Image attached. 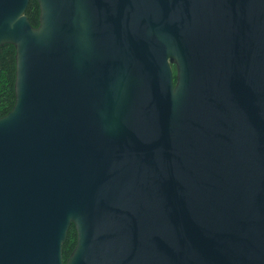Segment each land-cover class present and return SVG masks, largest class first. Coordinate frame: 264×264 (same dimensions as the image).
<instances>
[{
    "label": "water",
    "instance_id": "95a60500",
    "mask_svg": "<svg viewBox=\"0 0 264 264\" xmlns=\"http://www.w3.org/2000/svg\"><path fill=\"white\" fill-rule=\"evenodd\" d=\"M28 1L0 264H264V0Z\"/></svg>",
    "mask_w": 264,
    "mask_h": 264
},
{
    "label": "trees",
    "instance_id": "16d2710c",
    "mask_svg": "<svg viewBox=\"0 0 264 264\" xmlns=\"http://www.w3.org/2000/svg\"><path fill=\"white\" fill-rule=\"evenodd\" d=\"M39 4L36 0H29L25 9V15L28 16L31 24L37 26L39 23ZM15 47L11 43H5L0 46V116L5 114L12 107L15 93ZM175 79V76H174ZM76 242V230L71 223L67 231L66 240L62 245V255L65 260Z\"/></svg>",
    "mask_w": 264,
    "mask_h": 264
},
{
    "label": "flooded vegetation",
    "instance_id": "af4514ba",
    "mask_svg": "<svg viewBox=\"0 0 264 264\" xmlns=\"http://www.w3.org/2000/svg\"><path fill=\"white\" fill-rule=\"evenodd\" d=\"M172 69H173V72L175 73V67H174V65H172Z\"/></svg>",
    "mask_w": 264,
    "mask_h": 264
}]
</instances>
